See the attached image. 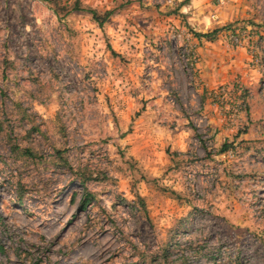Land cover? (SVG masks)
Instances as JSON below:
<instances>
[{"label":"rangeland","instance_id":"rangeland-1","mask_svg":"<svg viewBox=\"0 0 264 264\" xmlns=\"http://www.w3.org/2000/svg\"><path fill=\"white\" fill-rule=\"evenodd\" d=\"M75 1L0 0V264H264V0Z\"/></svg>","mask_w":264,"mask_h":264},{"label":"trees","instance_id":"trees-1","mask_svg":"<svg viewBox=\"0 0 264 264\" xmlns=\"http://www.w3.org/2000/svg\"><path fill=\"white\" fill-rule=\"evenodd\" d=\"M71 10L72 11H81L82 8H81V4H80V1L79 0H76L75 3L71 6ZM71 11H69L70 13ZM90 14L93 15L94 19L100 24V25H103L111 16H112V12H108L106 13L105 17H100L98 15V12L95 11V10H90L89 11ZM210 35H206L205 37H209ZM224 150L222 152H225L228 148L227 145H225L224 147ZM83 201H82V207L84 209L87 208V206L94 200V195L93 193L89 192V191H85V194L83 195Z\"/></svg>","mask_w":264,"mask_h":264},{"label":"built area","instance_id":"built-area-1","mask_svg":"<svg viewBox=\"0 0 264 264\" xmlns=\"http://www.w3.org/2000/svg\"><path fill=\"white\" fill-rule=\"evenodd\" d=\"M238 42V40L236 38H234V43Z\"/></svg>","mask_w":264,"mask_h":264}]
</instances>
